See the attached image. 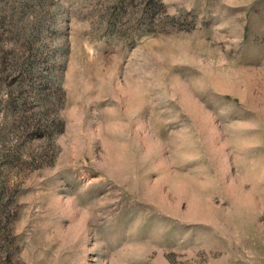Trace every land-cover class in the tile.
Wrapping results in <instances>:
<instances>
[{"label": "rangeland", "instance_id": "1", "mask_svg": "<svg viewBox=\"0 0 264 264\" xmlns=\"http://www.w3.org/2000/svg\"><path fill=\"white\" fill-rule=\"evenodd\" d=\"M0 264H264V0H0Z\"/></svg>", "mask_w": 264, "mask_h": 264}]
</instances>
